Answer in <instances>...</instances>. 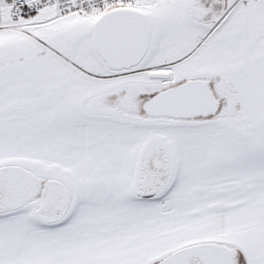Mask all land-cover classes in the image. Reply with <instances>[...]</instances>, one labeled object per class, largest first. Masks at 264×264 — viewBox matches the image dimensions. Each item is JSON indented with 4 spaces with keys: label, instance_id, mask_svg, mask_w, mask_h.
Returning a JSON list of instances; mask_svg holds the SVG:
<instances>
[{
    "label": "snow or ice",
    "instance_id": "obj_1",
    "mask_svg": "<svg viewBox=\"0 0 264 264\" xmlns=\"http://www.w3.org/2000/svg\"><path fill=\"white\" fill-rule=\"evenodd\" d=\"M0 264H264V0H0Z\"/></svg>",
    "mask_w": 264,
    "mask_h": 264
}]
</instances>
